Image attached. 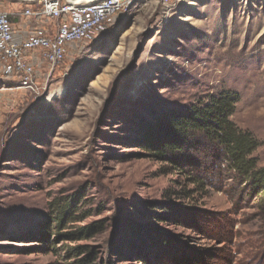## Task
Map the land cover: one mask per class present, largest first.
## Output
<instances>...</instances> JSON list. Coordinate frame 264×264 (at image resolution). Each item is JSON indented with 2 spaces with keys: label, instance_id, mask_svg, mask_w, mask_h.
I'll return each mask as SVG.
<instances>
[{
  "label": "rangeland",
  "instance_id": "rangeland-1",
  "mask_svg": "<svg viewBox=\"0 0 264 264\" xmlns=\"http://www.w3.org/2000/svg\"><path fill=\"white\" fill-rule=\"evenodd\" d=\"M37 77L32 93L0 74V264H264V195L195 143L159 161L141 134L234 92L264 169V0H134Z\"/></svg>",
  "mask_w": 264,
  "mask_h": 264
},
{
  "label": "built area",
  "instance_id": "built-area-1",
  "mask_svg": "<svg viewBox=\"0 0 264 264\" xmlns=\"http://www.w3.org/2000/svg\"><path fill=\"white\" fill-rule=\"evenodd\" d=\"M14 1L36 4V9L28 6L19 16L43 26L19 37L13 25L16 13L0 11V74L14 77L22 89L36 93L42 63L51 67L61 63L69 49L106 31L134 0Z\"/></svg>",
  "mask_w": 264,
  "mask_h": 264
},
{
  "label": "trees",
  "instance_id": "trees-1",
  "mask_svg": "<svg viewBox=\"0 0 264 264\" xmlns=\"http://www.w3.org/2000/svg\"><path fill=\"white\" fill-rule=\"evenodd\" d=\"M238 100L236 93L226 91L210 97L206 103L198 102L180 112L168 111L141 131L146 146L157 160L168 161L179 168L182 164L179 158L195 143L198 149L210 151L216 161L226 162L227 168L243 183H249L252 191L264 195V169L256 170V162L251 158L258 143L230 121ZM202 179L194 175L190 182L196 188H201ZM72 204L62 209L63 219L60 223L73 213L75 207ZM100 229L94 225L81 229L80 238L89 237ZM182 261L183 264H190L187 259ZM198 264L206 263L198 261Z\"/></svg>",
  "mask_w": 264,
  "mask_h": 264
},
{
  "label": "crops",
  "instance_id": "crops-1",
  "mask_svg": "<svg viewBox=\"0 0 264 264\" xmlns=\"http://www.w3.org/2000/svg\"><path fill=\"white\" fill-rule=\"evenodd\" d=\"M28 6L32 7L33 9H36L37 5L36 4H32V5H24L22 9H20L19 12H15L16 13V17L13 19V25H14V29L15 32L17 34V36L19 37H24L26 36L30 30L33 27H39V26H43V24L33 21V20H28V19H24L21 18L19 16V14L25 9L28 8ZM46 27V26H45ZM48 27V26H47ZM49 28V27H48Z\"/></svg>",
  "mask_w": 264,
  "mask_h": 264
},
{
  "label": "water",
  "instance_id": "water-1",
  "mask_svg": "<svg viewBox=\"0 0 264 264\" xmlns=\"http://www.w3.org/2000/svg\"><path fill=\"white\" fill-rule=\"evenodd\" d=\"M21 2H31V1H35V0H19ZM69 1H76V0H69Z\"/></svg>",
  "mask_w": 264,
  "mask_h": 264
},
{
  "label": "bare ground",
  "instance_id": "bare-ground-1",
  "mask_svg": "<svg viewBox=\"0 0 264 264\" xmlns=\"http://www.w3.org/2000/svg\"><path fill=\"white\" fill-rule=\"evenodd\" d=\"M58 95H61V92H58Z\"/></svg>",
  "mask_w": 264,
  "mask_h": 264
}]
</instances>
